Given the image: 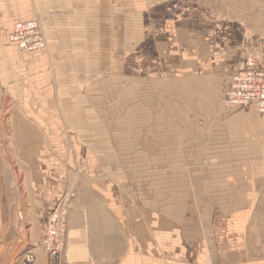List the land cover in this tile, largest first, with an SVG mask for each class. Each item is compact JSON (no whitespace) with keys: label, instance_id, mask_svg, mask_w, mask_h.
Returning <instances> with one entry per match:
<instances>
[{"label":"rangeland","instance_id":"374dc122","mask_svg":"<svg viewBox=\"0 0 264 264\" xmlns=\"http://www.w3.org/2000/svg\"><path fill=\"white\" fill-rule=\"evenodd\" d=\"M190 3L196 5L190 11L180 9L175 22L183 34L174 46L187 59L175 63L190 68L180 76L186 83L205 78L206 89L191 88L193 106H176L173 117L177 128L189 125L195 134L208 128L209 137H217L214 142L220 146L207 156L193 140L183 142L177 131L174 140L162 139L166 113L160 105L152 110L151 74L147 75L156 66L154 56L148 51L142 60L130 56L126 60L130 73L118 74L124 70L120 68L124 52L133 55L136 39L139 43L143 38L128 12L111 10L109 28L88 30L93 42L63 41L66 50L55 58L59 67L52 62L51 69L45 55L30 58L15 53L14 88L6 100L0 91V264H118L132 253L136 210L144 215L158 212L160 227L162 221L173 224L178 239L174 245L182 250L205 240L206 264L242 260L264 264V166L260 173L257 170L259 179L250 193L257 201L253 214L242 218L233 234H214L216 220L209 213L229 211L232 205L218 179L223 174L215 170L224 168L231 157L222 154L230 149H224L229 143L223 136L220 108L229 77L225 69L237 60L240 70L246 56L258 54L264 39V0ZM32 19L40 24L47 48V36L54 28H44L38 18ZM188 19L193 22L184 21ZM85 29L60 27L58 36L69 40L71 34H79L85 39ZM102 33H106L104 43ZM134 68L143 75L136 78ZM42 86L54 90L44 92ZM42 98L47 99L43 104ZM23 118L32 122L23 123ZM18 131L24 137L14 138ZM42 198L52 202L50 210L40 214ZM194 198H207L204 225L195 219ZM62 211L63 249L55 260L44 239L52 217ZM141 216L138 226H144V220L148 226L150 219ZM220 239L227 249H220Z\"/></svg>","mask_w":264,"mask_h":264},{"label":"crops","instance_id":"0c3cea01","mask_svg":"<svg viewBox=\"0 0 264 264\" xmlns=\"http://www.w3.org/2000/svg\"><path fill=\"white\" fill-rule=\"evenodd\" d=\"M193 5H196V3H190V0H0V91L3 92L1 97L5 96L6 100L8 97L7 95H9L8 93L14 88V59L16 52L21 55L25 54L30 58L45 55L48 59V63L49 61H51V63L54 62L55 67H59L60 63L58 61L56 62L55 58L60 57V54L66 50V47L62 45L63 41L65 43L70 42L71 44L78 43L79 41L93 42L94 38H89L88 30L95 28V26L109 28L111 26V10H122L128 12L130 16L134 18L135 24L133 27L141 29L140 34L143 38H140L139 43L137 42L138 39H136L133 55H128L126 51L124 52V67H120L124 70L122 71L120 69L118 74L121 77V75H123L122 73H130L126 63L128 57L134 56V60H142L148 57L146 51L150 53V56H154V59L157 60L156 66L154 67L153 65L147 75L151 74L152 110L153 108H159L160 105L162 110H165L164 112L166 113L163 118L165 121H162L164 125L166 124L161 135L162 139L168 140V142L174 140L177 131L183 142H185L187 138L189 139V143L190 140H193L196 145L195 147L200 148L205 156L212 154L220 145L214 142L217 137L214 139L209 137L212 132H209V134L208 128L202 131L198 129L199 134H195V130L191 132V127L189 125L180 128L174 125L176 117L174 118L173 116L176 113V106L181 105L189 107L192 105L190 98L191 88L192 91L195 92H200L201 90L203 92L206 89L205 78L199 80L201 82L186 83L183 77L180 76L189 73L190 68L184 69L180 65L176 66L175 63L176 59H187L184 52L180 49H176L174 46V44L178 42L179 36L183 34V32L178 31L175 26V22L178 21L177 12L180 11V9H187L190 11ZM32 18H38V20L42 22L44 28L54 29L50 31V34L47 36L49 46L44 51L27 54L21 52L16 46L11 45L8 41V37L16 22L34 20ZM184 21L186 23L193 22V20L191 22V19ZM129 23V26H131V21ZM60 27L87 28L85 29L87 33L85 32V35H83L85 39L78 38L80 37L79 34L73 36L71 34L69 40L63 39V36H58ZM136 31L137 30H135V32ZM105 34L106 33H102V43L105 42ZM137 34H139V32ZM52 35H55V37L53 38ZM200 35L202 36V33H200ZM53 43H56L55 47ZM263 43L264 39L260 41L257 55H248L246 59L255 58L260 61ZM86 56L88 57L87 51ZM62 58L63 57H61V59ZM48 66L50 67V65ZM52 67L53 63L50 68L52 69ZM56 71V74H58V70ZM238 71L239 62H237V60L235 64L233 63L231 66H227L224 75L228 74L229 77L226 81L224 91L229 87L233 76ZM50 72L52 73V71ZM134 73H136V78L139 74L140 76L143 75V71L138 70V68H134ZM55 81L56 79H54V82ZM47 88L42 86V91L53 92L54 90V88L51 87ZM70 89L72 90V87H70ZM46 98H42V104L47 101ZM61 99L63 100L62 96L60 97V100ZM69 101L72 103V98H69ZM220 108L222 111L221 118H223L224 121L222 124L224 128H222V130H224L225 134L223 136L226 138V143H229L224 144L226 145L224 149L230 147L229 151L225 150L222 154H227L229 157H236H230V160H226L228 163H224V168H216L215 170L223 174V176L218 179L222 187L226 188L224 192L227 193L226 196L231 198L230 202L232 205L229 211L221 210L209 213H212V219L216 220L214 224V234L225 236L231 231L232 234L234 233L233 230L240 223L242 218H246L248 215L253 214L252 211L257 201L250 193H253L254 189H252V186L254 187V181L259 179L257 170H259V173L263 171L264 146L262 145L263 121L259 115L257 104L254 103L247 109L225 110L221 102ZM164 112L160 114L162 117L164 116ZM158 117L159 116H157L156 124H159ZM182 121L184 120L182 119ZM26 122L31 123L32 120L30 118H23V123ZM152 129L155 130V126ZM155 131L157 132L158 129ZM15 133V136H13L14 138L24 137L23 131ZM215 154L216 152L214 155ZM238 155L244 158H237ZM252 162H256V165H252ZM206 201L207 198H194L197 207L194 213L196 216L195 219L198 220V225L203 224V220L208 216L205 205ZM51 202L52 200L49 199L48 201V198H42L43 205H41V207L39 206L42 208V211L39 213H47L48 210H50L49 203ZM119 212H121V209ZM145 213L146 215L143 214L142 210H136L134 218L137 226L134 227V232L131 230L134 234L133 237L135 242L131 245L132 253L120 258L118 264H206V260H203L206 255L205 240L202 241L201 239L198 246L193 249L185 248L182 250V247L180 248L178 245H174L178 239L175 238L173 224H170V227L169 223L166 224L165 221H162V226L160 227L158 212L154 211L151 213L145 211ZM140 215H142V219H146L147 217L150 219L148 226L145 224V220L143 221L144 226H138L139 223L137 219ZM120 217L123 218V221H127L125 214L122 216L120 214ZM203 234H205V229L202 232V235ZM234 242V238H232L230 244L233 245ZM225 243L227 244V242ZM217 244L219 246L222 244V248L220 247V249H224V246L226 249L228 248L222 239L218 240ZM139 256L141 259L138 258ZM248 261L249 260H242L232 263H251Z\"/></svg>","mask_w":264,"mask_h":264},{"label":"built area","instance_id":"2783aa9c","mask_svg":"<svg viewBox=\"0 0 264 264\" xmlns=\"http://www.w3.org/2000/svg\"><path fill=\"white\" fill-rule=\"evenodd\" d=\"M8 41L27 54L46 49L41 26L36 20L16 22ZM254 103L257 104L259 115L263 121L262 145L264 146V43L260 61L249 58L245 66L233 76L232 82L223 96V108L226 110L247 109ZM64 215L65 212L62 211L52 217L44 239V246L50 257L55 260L60 259L63 249L62 243H60L63 229L59 226L60 222H64ZM32 253L30 256H33ZM27 260L31 261L29 257Z\"/></svg>","mask_w":264,"mask_h":264}]
</instances>
